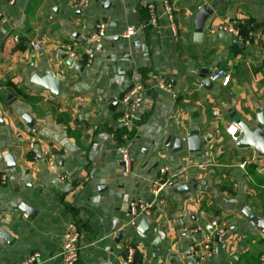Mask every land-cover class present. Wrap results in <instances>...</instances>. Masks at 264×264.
<instances>
[{
    "label": "crops",
    "instance_id": "obj_1",
    "mask_svg": "<svg viewBox=\"0 0 264 264\" xmlns=\"http://www.w3.org/2000/svg\"><path fill=\"white\" fill-rule=\"evenodd\" d=\"M78 1L0 0V172L7 175L0 186V232L13 238L10 245L0 239V264H22L34 253L40 255L35 264H61L68 222L80 235L76 264H124L136 248L147 264H200L190 247L209 232L212 220L226 234L212 236L207 264H235L244 253H262L264 264V237L242 213L264 217V185L253 182L264 180V158L236 147L241 133L236 142L225 133L239 121L253 129L256 113L264 116V0H115L108 9L105 0H89L85 8ZM202 5L211 6L212 14L197 41L193 20ZM149 8L155 25L149 23ZM99 21L105 36L95 46L87 40ZM243 23L247 40L237 35L239 44L218 31ZM128 27L136 31L126 38ZM35 43L40 52L33 51ZM73 45L75 60L66 54ZM87 48L93 49L89 65ZM217 68L227 71L229 84L209 81L205 89L199 73L207 70L208 79ZM46 72L61 80L58 96L31 81ZM152 76L169 83L171 92L157 90ZM138 83L145 94L135 134L124 143L130 158L125 171L115 120L120 97ZM24 114L35 121L33 130L23 123ZM192 131L209 137L206 145L189 153L183 144L173 153L168 138H186ZM46 151L50 159L42 155ZM6 154L14 159L12 169H6ZM161 169L178 182L155 199L143 236L130 226L129 204L152 201L151 182ZM180 185H188V192L179 195ZM260 192L262 199L253 197ZM21 203L35 210L32 219L18 209ZM155 238L161 244L154 258Z\"/></svg>",
    "mask_w": 264,
    "mask_h": 264
},
{
    "label": "built area",
    "instance_id": "obj_2",
    "mask_svg": "<svg viewBox=\"0 0 264 264\" xmlns=\"http://www.w3.org/2000/svg\"><path fill=\"white\" fill-rule=\"evenodd\" d=\"M89 0H79L78 6L80 8H85ZM15 0H8L9 5H13ZM164 9L166 14L168 15L169 22L171 24V32L175 34V26L172 24V16L170 8L167 5V2H164ZM149 23L151 25L156 24V16L153 12L152 8H149ZM223 31L232 35L237 36L238 32L235 29L230 27H222ZM135 29L133 27H128L123 36L128 38L135 34ZM105 36V23L99 21L94 26V32L91 37L87 40V43L91 45H98L102 38ZM76 45L72 47H68L66 50V54L69 59L75 60L77 59V55L75 52ZM32 49L35 52H40L42 50L41 46L37 43L32 45ZM86 54V65H89L92 57H93V49L87 48L84 52ZM152 80L155 81V88L159 91L163 92H171L172 87L169 83H166L163 79H159L156 76H152ZM208 80L211 83H219L222 87H226L229 84L230 76L223 68H217L208 76ZM145 94V86L142 83H138L132 85L119 99L118 103L120 106V110L117 114L115 124L119 130H123L126 132H130L132 129L135 130V115L137 111L140 109L143 98ZM175 98V96H172ZM226 135L233 140L237 141V135L240 133L239 127L236 123H232L225 129ZM127 137L125 136L123 139L122 145L118 146L119 155L121 161L123 163L125 171L128 170L130 165V158L128 149L125 146V142L127 141ZM129 141V140H128ZM36 142V137L31 135L29 140V149L33 150L34 143ZM42 155L46 159H50V154L46 151L43 152ZM47 166L49 171L53 172L55 170V165L52 161H47ZM264 168V164H263ZM262 168V170H263ZM177 175L173 173H168L165 169H161L159 171V176L155 178L151 182L150 188V196L152 201H132L129 204L130 216L132 217H142V218H150L151 217V209L153 207L155 199L161 196L162 191L165 187L175 186L178 181H176ZM62 180V177H60ZM7 182V175L5 173L0 172V186L5 185ZM209 227L213 228V232H205L201 241L199 243L192 244L190 247L191 253H193L197 258L200 264H207L212 258L213 254L211 251V242L212 236L215 234L219 237H223L226 234L224 225L219 223L217 220H212L209 223ZM193 232H199V229H195ZM79 230L74 222H68L66 225L65 231L62 235L61 240V249L59 252V258L61 264H76L79 260ZM133 250L128 252V256L124 261V264H134L133 259ZM39 253H34L28 259H26L22 264H35L39 259ZM142 264H147L144 260Z\"/></svg>",
    "mask_w": 264,
    "mask_h": 264
},
{
    "label": "water",
    "instance_id": "obj_3",
    "mask_svg": "<svg viewBox=\"0 0 264 264\" xmlns=\"http://www.w3.org/2000/svg\"><path fill=\"white\" fill-rule=\"evenodd\" d=\"M115 0H105L103 2V7L105 9H108L112 2ZM212 14L211 6L208 5H202L196 10L194 20H193V31H194V39L199 41L202 38V30L205 20L209 15ZM218 31H220L224 38L225 35L223 33L222 26L219 27ZM228 39L232 44H239V40L236 36L232 34H228ZM207 70H203L199 73V79L201 80V83L205 89H210L211 85L209 80L207 79L208 75ZM35 85L44 88L48 90L50 93H52L55 96H58L60 93L61 88V80L58 77H54L49 72H46L45 75L42 78H38L37 76H33L31 80ZM11 95H7L6 99H8ZM113 107L117 105V102L112 103ZM22 121L25 124V126L33 130L35 121L27 114H24L22 116ZM2 124V121L0 119V125ZM241 137L236 143V147L240 150L243 149H251L253 152H255L258 156L264 158V116L262 111H258L256 113V126L251 129L246 123L243 121H239L237 123ZM209 137L199 138L197 131H192L190 135L186 138H175L173 136H170L167 140V144L171 143L172 152L176 153L181 151L182 145H186L187 150L189 153H197L201 150V148L206 145V143L209 141ZM3 160L5 162L6 169H12L15 167L14 159L11 155L6 154L3 156ZM189 190L188 185H180L177 187L176 191L179 195L187 193ZM18 209L28 218L32 219L35 216V210H33L31 207H29L25 203H21L18 207ZM243 215L249 219L251 222V225L258 231V233L264 237V217L263 218H257L255 215L249 213L247 210L242 211ZM136 217L130 216L131 224L130 226L135 228L136 231L146 236L149 227L147 224V221L145 218H141L137 223H134V220ZM207 230L209 232H213V228L208 227ZM121 237V233H118L116 235V239H119ZM215 240H218V235L214 233ZM0 239L4 241L6 244L10 245L13 242V238L10 237L7 233L4 231L0 232ZM160 240L159 238H155L151 245L153 247L154 253L153 257L155 258L156 255L159 253L160 249ZM227 264V263H223Z\"/></svg>",
    "mask_w": 264,
    "mask_h": 264
},
{
    "label": "trees",
    "instance_id": "obj_4",
    "mask_svg": "<svg viewBox=\"0 0 264 264\" xmlns=\"http://www.w3.org/2000/svg\"><path fill=\"white\" fill-rule=\"evenodd\" d=\"M246 24L243 23V24H239L238 25V36L241 38V40L243 42H245L247 39H246ZM262 68H264V64H262ZM25 101H29V99H24ZM119 135L117 136L116 140H117V143L120 145H122L123 143V139L124 137L126 136L128 140L132 139V137L134 136L135 134V130L132 129L130 132H126V131H123V130H119ZM257 180V186H260L261 184L264 185V180L263 181H260L258 178H256ZM226 185H223L220 190L221 192H226ZM230 193V195H233V191H228ZM262 192V191H261ZM261 192L260 194L258 195V197H260L262 199V195H261ZM262 215V214H261ZM260 243L261 244H264V238H261L260 240ZM262 256V253H258L257 255L253 256V255H250L248 253H244L243 255H241L237 262L235 264H262L260 258ZM133 259H134V264H142L144 262V258H143V255L140 251V249L136 248L134 250V254H133Z\"/></svg>",
    "mask_w": 264,
    "mask_h": 264
},
{
    "label": "rangeland",
    "instance_id": "obj_5",
    "mask_svg": "<svg viewBox=\"0 0 264 264\" xmlns=\"http://www.w3.org/2000/svg\"><path fill=\"white\" fill-rule=\"evenodd\" d=\"M253 182H254L255 185H257V181L254 180ZM255 189H257V188L255 187ZM253 197H254V198H257V199H261L260 197L257 196V193H255V195H254ZM253 197H251V198H253ZM248 200H250V201L248 202V204H250L251 206H255V205H256V203H254V200H255V199H254V200H252V199H248Z\"/></svg>",
    "mask_w": 264,
    "mask_h": 264
}]
</instances>
